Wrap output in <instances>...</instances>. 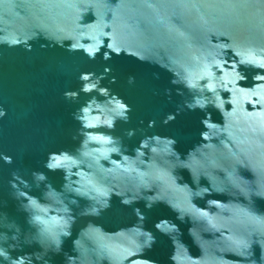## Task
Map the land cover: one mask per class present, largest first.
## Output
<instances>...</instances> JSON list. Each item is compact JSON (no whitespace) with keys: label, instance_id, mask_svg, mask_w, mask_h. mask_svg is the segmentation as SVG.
I'll use <instances>...</instances> for the list:
<instances>
[{"label":"clouds","instance_id":"clouds-1","mask_svg":"<svg viewBox=\"0 0 264 264\" xmlns=\"http://www.w3.org/2000/svg\"><path fill=\"white\" fill-rule=\"evenodd\" d=\"M161 6L146 3L150 9ZM175 6L191 10L194 26L185 24L181 16L187 29L177 28L182 39L159 43L152 37L153 26L167 31L175 14L156 15L152 25L142 27L141 19L127 11L135 7V0H0V46L31 52V42L43 39L48 43L41 44V48L60 47L68 53L79 52L90 61H95L101 53L104 61L111 60L113 55L131 56L169 72L175 94L182 98L174 113H165L160 118L162 126L170 125L182 113L196 110L204 113L200 142L185 154L177 150L173 136L147 134L156 128V119L149 120L146 128L124 131L123 137L128 139L137 133L142 137L130 154L123 137L113 133L118 122H130L133 108L124 97L103 86L106 79L109 84L116 83L113 69L105 66L99 74L80 72V87L63 92L64 99L73 102L80 99L81 93L89 97L72 113L80 125L72 139H79V146L75 151H50L44 163L50 172L62 171L64 183L57 190L48 182L45 172L33 171L31 182L19 171L11 172L8 180L11 195L19 202V210L27 214V223L34 231L22 233L14 221L0 214V229H7L0 231V264H50L46 257L63 251L64 241L72 237L77 220L100 218L112 207L114 196L132 209L134 222L108 232L102 225L88 220L72 240L74 254L64 253V264H114L92 239L90 233L94 231L127 238L130 250L121 264H140V261L158 264L156 260L142 258L157 243V232L171 240L172 264L177 243L192 257L177 223L160 219L153 226L154 232L145 226V213L133 207L141 201L146 209L162 203L176 213V220L192 224L189 215L161 194L153 178L154 169L166 171L176 187L187 193L192 206L206 214L227 212L234 204L257 221L264 220V213L253 207L254 198L264 200V182L257 181L252 171L264 161V124H251L245 107L254 101L264 113V0H181ZM248 9L254 11L243 17L236 14L237 10ZM89 13L94 19L85 22ZM242 68L258 70L250 87L244 86L248 77ZM127 83L134 85L135 77L129 76ZM163 94L172 101L173 89L166 88ZM209 109L219 112L222 123L213 120ZM7 114V109L0 105V120ZM139 123L143 125L144 121ZM0 161L11 165L13 157L0 152ZM242 169L250 171L252 178L243 176ZM178 170L190 173L191 185L183 182ZM86 177H99L101 189L85 184ZM211 177H219L223 186L217 187ZM202 179L207 184H202ZM41 185V196L32 195L33 186L40 189ZM214 195L228 199L210 198ZM197 199L205 200V207H199L195 203ZM80 200L87 202L82 208ZM188 231L199 248L193 227ZM33 243L41 251L12 255L22 245ZM254 245L260 248L259 261L253 258ZM232 255L241 259L234 261L221 255L217 264H264V231L250 232L248 238H241L240 250Z\"/></svg>","mask_w":264,"mask_h":264},{"label":"water","instance_id":"water-1","mask_svg":"<svg viewBox=\"0 0 264 264\" xmlns=\"http://www.w3.org/2000/svg\"><path fill=\"white\" fill-rule=\"evenodd\" d=\"M149 2L159 3L162 6L150 9L146 7V3ZM179 2L181 0H135V7L127 11L141 19L142 27L152 25L156 15L174 13L172 24L167 31L159 26H153L155 29L151 33L153 39L159 43H165L173 38L182 39L177 30L178 27L187 30L185 24L194 26L193 13L191 10L176 7L175 5ZM253 11L252 9L237 10L236 14L243 17L246 13L251 14ZM181 16L185 24H182ZM93 19L94 17L89 13L85 17V22H90ZM31 43V52L22 48L9 49L6 45L0 46V105H3L8 113L4 119L0 120V152L13 157L11 165L0 161V214L5 215L8 221H14L21 228L22 233L32 232L34 229L27 223V214L19 210V202L11 195L12 189L8 184V180L11 179L10 174L17 170L31 182L33 171L45 172L48 182L57 190L61 189L64 183V173L59 170L50 172L44 168V163L50 151L61 149L75 151L79 146V139H72L80 127L79 123L73 119L72 113L89 97L81 93L80 99L73 102L65 100L63 92L76 90L80 87L78 80L80 72L95 71L99 74L105 66H110L113 69L112 75L116 76V83L109 84L106 79L103 81V86L110 87L113 92L124 97L133 108V112L130 113V122L127 124L118 122L114 135L123 137L125 130L138 127L146 128L149 120L156 119V128L150 129L147 134L151 135L156 132L160 135L173 136L177 140L176 148L182 154L200 142V132L204 130L201 124L204 113L199 110L182 113L166 127L160 124V118L165 113H174L176 104L182 101V98L175 94V87L170 83L172 76L169 72L154 64L141 62L123 54L113 55L111 60L104 61L101 53L98 54L95 61H90L79 52L68 53L60 47L41 48V44L48 43L43 39ZM241 70L248 77L246 83L242 82L244 86H252V76L258 70L251 68H242ZM129 76L135 77L134 85L127 83ZM166 88L173 89L171 102L163 94ZM154 92L159 94L155 95ZM226 107L230 108V105ZM245 107L248 108L247 119L251 124L256 126L264 124V113L260 112L254 101ZM209 111L212 112L214 121L222 123V117L218 111L213 109H209ZM140 120L144 121L143 125L139 123ZM97 131H105V129ZM141 138L139 133L131 139L123 137L124 144L130 154L139 145ZM252 171L257 181L264 182V161L256 164ZM178 174L183 176V182L192 184L190 173L187 170H178ZM241 174L246 178H252V173L248 170L242 169ZM153 178L158 184L161 194L192 219V224L191 222L181 223L176 220V213L162 203L154 205L151 209H146L143 201L133 205L145 213L147 216L145 226L154 232L153 226L160 219H171L180 226L183 233L181 239L189 248L192 257H189L182 244L177 243L174 264H217V258L221 255H227V258L234 261L240 260V257L232 254L240 250L241 238H248L250 232L264 231V220L257 221L254 216L248 215L237 205L233 204L229 211L221 210L215 215L206 214L193 207L188 200L187 193L183 189L177 188L163 169H154ZM211 179L217 187L223 186L219 177H211ZM99 180V177L92 179L86 177L84 183L101 189ZM201 183L207 184V181L202 179ZM42 191L43 185L40 189L33 186L31 194L40 197ZM210 198L222 201L228 199L223 195H214ZM195 203L201 208L205 207V200L197 199ZM86 204V201L80 200L81 208ZM253 207L257 212L264 213V200L254 198ZM131 212L130 207L122 205L120 199L114 196L112 207L100 218L78 219L73 225L72 237L64 241L63 251L60 254L49 253L46 258L50 260V264H64V253L74 254L72 253V240L76 238L79 230L88 220L102 225L105 231L114 232L119 227L134 222L135 217ZM190 227L194 229L193 235L199 248L189 235ZM0 231H7V229H0ZM155 234L157 243L151 250H146L142 258L156 260L158 264H172L170 260L173 253L171 240L158 232ZM90 235L114 264H121L124 256L130 250L127 238L124 236H109L103 232L95 231ZM37 251H41V249L38 244L33 243L30 246L22 245V248L12 252V255H24ZM253 253V258L259 261V246H253ZM140 264H145V262L140 261Z\"/></svg>","mask_w":264,"mask_h":264}]
</instances>
